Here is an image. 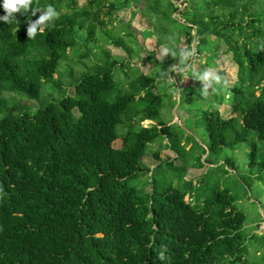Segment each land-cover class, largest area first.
<instances>
[{"label": "trees", "instance_id": "obj_1", "mask_svg": "<svg viewBox=\"0 0 264 264\" xmlns=\"http://www.w3.org/2000/svg\"><path fill=\"white\" fill-rule=\"evenodd\" d=\"M138 1L104 6L88 0L82 9L104 26V7L110 17ZM143 1L139 12L155 29L147 33L156 36L157 29L156 43L170 50L163 61L171 59V43L181 36L188 44L196 39L195 53L213 56L218 40L224 41L237 67L228 98L234 116L204 112L208 152L247 143L250 165L264 167V155L257 162V144L248 140L254 132L264 142V0H181V10L174 4L179 0ZM39 14L0 21V264H246L244 215L229 192L218 189L201 200L191 181L184 189L153 185L150 193L128 184L148 171L141 161L149 145L170 136L161 122L142 126L157 116L158 96L140 95L153 79L135 77L128 83L131 93L109 102L104 96L116 86L111 62L82 76L74 94L57 103L29 110L15 100H37L46 84L60 87L54 77L59 61L75 44L66 12L28 37L27 23ZM136 95L145 105L131 112ZM125 114L130 125L122 126L115 148Z\"/></svg>", "mask_w": 264, "mask_h": 264}, {"label": "rangeland", "instance_id": "obj_2", "mask_svg": "<svg viewBox=\"0 0 264 264\" xmlns=\"http://www.w3.org/2000/svg\"><path fill=\"white\" fill-rule=\"evenodd\" d=\"M107 1L115 5L119 3V0ZM39 2V5L53 4L59 12L57 19L66 12L61 10L63 0ZM180 3L181 0L174 1L176 6ZM98 4L99 2L94 5L95 8ZM132 5L135 8L134 13L129 11ZM143 6V0L131 3L128 10L118 13L124 24L115 21L105 26L94 23L88 17L86 11L88 12L89 8L74 7L71 13L67 14L75 33V44L59 61L57 75L54 76L59 77L60 87L46 84L43 85L37 100H15L29 110H36L51 102L57 103L63 97L74 94V85L82 76L96 73L97 65L108 66L111 62L116 63L112 69L116 86L104 96L109 102H115L131 93L128 83L135 77L144 75L153 79L154 82L140 95L152 91L158 96L157 116L153 121L142 122V126H157L161 122L168 127L170 136L158 137L149 145L147 156L141 161L148 171L139 173L128 184L135 186L139 191L150 193L153 185L159 191L168 185L184 189V182L190 183L192 180L191 190L201 197V200L210 198L218 189L229 192L234 200V207L244 215L243 234L246 240L243 260L246 264H264V167L259 164L250 165V147L247 143L223 148L218 154L208 152L209 137L204 112L220 109V113L225 117V112L228 114L231 111L229 91L237 80V67L232 60V54L222 39L218 40L216 56L207 50L195 53L196 39L188 44L185 37L181 36L171 43V59L163 61L166 54L165 45L156 43L159 35L157 29L156 36L149 34L154 33L155 29L141 16L139 11ZM182 8L180 5V10ZM83 10L85 11L82 14ZM174 16L178 17V14ZM99 17L107 22L104 9L100 11ZM128 32L131 33L130 36ZM192 33L194 35V31ZM112 41H119V46ZM207 48L211 51V46ZM126 51L130 52V56ZM184 51L189 55H182ZM205 70L214 71L221 76V83L209 87L206 97L200 95L202 83L195 79L196 75ZM137 95L131 112L134 108L145 105L142 100H137ZM3 97L6 100L14 99L11 93H4ZM73 113L78 116L76 109ZM126 116H121L123 125L117 127L119 139L113 143L115 148L121 146V132H125L122 126L127 128L130 125L125 122ZM248 140L256 142L259 149L257 162H261L264 142L258 141L254 132L249 133ZM152 151L160 152V159L151 157Z\"/></svg>", "mask_w": 264, "mask_h": 264}, {"label": "clouds", "instance_id": "obj_3", "mask_svg": "<svg viewBox=\"0 0 264 264\" xmlns=\"http://www.w3.org/2000/svg\"><path fill=\"white\" fill-rule=\"evenodd\" d=\"M32 4L33 0H0V7L3 8L5 13L0 15V21L13 23L18 19L17 13L20 15L30 13L31 16H36L37 13H40L35 20L30 19L27 23V36L35 38L38 31L42 32L44 27L59 17V12L51 3L45 5L37 4L35 6H32ZM164 51L167 53L170 50L165 48ZM182 55L187 56L189 53L184 51ZM195 79L202 83L200 95L205 97L209 94V87L221 83V76L211 70H205L199 73L195 76Z\"/></svg>", "mask_w": 264, "mask_h": 264}, {"label": "crops", "instance_id": "obj_4", "mask_svg": "<svg viewBox=\"0 0 264 264\" xmlns=\"http://www.w3.org/2000/svg\"><path fill=\"white\" fill-rule=\"evenodd\" d=\"M87 1L88 0H63V3L62 4H64V5H62V9L61 10H63L62 12H65V10H66V13H71V11H72V9L74 8V7H79V8H83V7H87L88 5H87ZM105 5L104 6H107V5H109V3H108V1L107 0H101ZM105 11H107L108 10V7L107 8H103ZM123 10H128V8H126V9H122V10H119L118 12H116V13H114V14H112V16H107L106 15V17H107V22H105V20H103L104 22H105V25L106 24H112V22L114 23L115 21H117L119 24H124V22H121V21H123V20H121V18L118 16V13L119 12H121V11H123ZM135 10V8H133V5H132V8L129 10V11H132L133 13L135 12L134 11ZM133 13H132V16H133ZM91 20H92V18H90ZM102 20V19H101ZM128 23H129V21H128ZM104 25V26H105ZM127 26H128V24H126ZM221 110L219 109V112H220ZM226 113V116L225 117H223L222 116V114L220 113V115L223 117V118H229V117H231V116H233V114L231 113V111L227 114V112H225ZM148 122H150V121H148ZM164 153V152H163ZM165 153H166V151H165ZM148 164H150V161L148 160ZM152 166V165H151ZM192 171H195V170H192ZM199 171V170H198ZM201 171V170H200ZM192 181V180H191Z\"/></svg>", "mask_w": 264, "mask_h": 264}]
</instances>
